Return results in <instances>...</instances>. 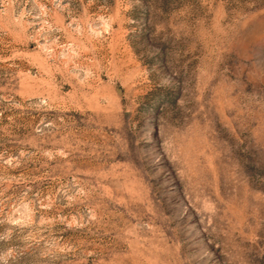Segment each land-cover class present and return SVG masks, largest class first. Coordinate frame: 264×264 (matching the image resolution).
<instances>
[{
  "label": "rangeland",
  "instance_id": "obj_1",
  "mask_svg": "<svg viewBox=\"0 0 264 264\" xmlns=\"http://www.w3.org/2000/svg\"><path fill=\"white\" fill-rule=\"evenodd\" d=\"M0 264H264V0H0Z\"/></svg>",
  "mask_w": 264,
  "mask_h": 264
}]
</instances>
